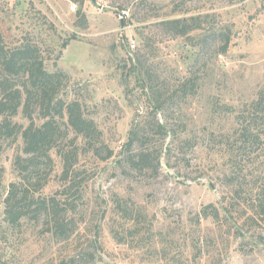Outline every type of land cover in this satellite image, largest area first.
Here are the masks:
<instances>
[{
	"label": "rangeland",
	"instance_id": "374dc122",
	"mask_svg": "<svg viewBox=\"0 0 264 264\" xmlns=\"http://www.w3.org/2000/svg\"><path fill=\"white\" fill-rule=\"evenodd\" d=\"M97 3L110 10L89 0H0L6 48L34 45L48 72L65 75L47 112L58 130L43 152L50 161L21 174V135L0 145V264H264V226L246 220L247 192L233 199V190L264 183V113L252 104L264 91V0ZM190 17L202 28L187 36L163 25ZM227 34L226 53L216 56ZM58 101L62 115L52 108ZM39 102L12 121L39 127ZM74 102L94 127L77 132L68 123ZM145 118L146 142L127 149ZM140 148L144 168L129 162ZM75 174L78 185L65 192ZM10 183L16 199L27 190L25 204L33 202L15 222L4 211ZM50 198L73 209L74 232L62 240L36 210V200ZM204 207L218 218L203 217Z\"/></svg>",
	"mask_w": 264,
	"mask_h": 264
},
{
	"label": "trees",
	"instance_id": "16d2710c",
	"mask_svg": "<svg viewBox=\"0 0 264 264\" xmlns=\"http://www.w3.org/2000/svg\"><path fill=\"white\" fill-rule=\"evenodd\" d=\"M197 18H184V19H173L164 21L163 25L169 26L175 36H187L188 34L201 30L202 23ZM198 20V21H197ZM223 47L221 51L216 52V56L223 55L226 53V49L230 42V36L227 34L223 39ZM132 71H135V65L131 67ZM65 75L61 71L48 72L40 58L39 50L34 45L24 44L16 49H7L4 45V40L0 32V145L4 142H13L18 135L22 137V153L25 157L16 156L14 159V167L16 170L22 172H30L38 170L39 161L44 159L50 161L48 153H43L46 146L52 144L53 140L57 137L58 130L56 128L55 121L50 115H47L49 108L53 103L54 99V87L55 82L64 78ZM27 78L28 85L25 82ZM185 86V85H184ZM32 90H29V88ZM34 90V91H33ZM37 93V94H36ZM38 96V100L35 99ZM39 102V108L41 114H43V123L33 128V125H29L23 128L20 124L13 122L12 118L18 114L20 108L23 113H27V108L30 102ZM34 103V102H33ZM254 113H264V91H261L256 100L252 103ZM53 111L57 115H62L64 104L61 101L53 104ZM80 105L76 102L70 103L66 106V112L68 114V123L74 128L75 131L89 130L91 126L94 127L93 122L86 120L82 117L80 112ZM49 118V119H46ZM153 124L157 131H164V126L156 119V116L151 114ZM145 118L142 121V125L138 127L133 126L128 134L127 149H130L137 142L141 140L146 142L148 136L147 129L150 127V123ZM247 133V132H246ZM246 136L245 132L241 134ZM141 143V146L143 145ZM136 162H135V161ZM129 162L132 165H138L141 167L148 166L149 156L143 149H139L136 155H130ZM135 162V163H134ZM71 164L67 158H63L62 161V177H68ZM29 177V176H28ZM28 177L23 178L27 179ZM78 175L72 176L71 184L65 188V192H71L78 185ZM264 181V179H262ZM260 181H253L252 184L255 186L248 190H233V199L240 195V192H247V197L244 204L249 209L250 215L246 216L247 221H253L257 225L264 226V183ZM241 185V184H239ZM16 186L15 183H10L7 195L5 198V214L9 221L15 222L22 218L24 210L32 205V201L25 204L27 190L22 191V196L16 199ZM238 188V187H236ZM16 192V193H15ZM14 200V202H13ZM48 201V202H47ZM47 201L36 200V210L39 208L46 211V217L50 220L49 233L55 239L62 240L65 237L73 234L72 231H68L67 227L72 223L71 216L68 212L71 209H62L64 203L57 199H49ZM41 206V207H39ZM203 217H210L212 214L213 218H218L217 210L213 209L210 213L207 207L201 211ZM246 212V210H245ZM77 260V259H75ZM69 264H75L76 261L71 260Z\"/></svg>",
	"mask_w": 264,
	"mask_h": 264
},
{
	"label": "water",
	"instance_id": "95a60500",
	"mask_svg": "<svg viewBox=\"0 0 264 264\" xmlns=\"http://www.w3.org/2000/svg\"><path fill=\"white\" fill-rule=\"evenodd\" d=\"M89 1H90L91 5H92L94 8L98 9V10H102V11H108V10H110V9H108V8H105V7L100 6V5L97 3V0H89ZM120 27L123 28V22H122V21L120 22Z\"/></svg>",
	"mask_w": 264,
	"mask_h": 264
},
{
	"label": "built area",
	"instance_id": "2783aa9c",
	"mask_svg": "<svg viewBox=\"0 0 264 264\" xmlns=\"http://www.w3.org/2000/svg\"><path fill=\"white\" fill-rule=\"evenodd\" d=\"M130 47H131V48H135V47H134V45H133V43L131 44V46H130Z\"/></svg>",
	"mask_w": 264,
	"mask_h": 264
}]
</instances>
